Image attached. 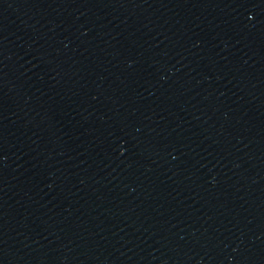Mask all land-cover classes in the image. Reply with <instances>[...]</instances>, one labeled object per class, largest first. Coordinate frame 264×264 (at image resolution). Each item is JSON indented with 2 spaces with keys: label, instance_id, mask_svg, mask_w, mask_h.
<instances>
[{
  "label": "water",
  "instance_id": "1",
  "mask_svg": "<svg viewBox=\"0 0 264 264\" xmlns=\"http://www.w3.org/2000/svg\"><path fill=\"white\" fill-rule=\"evenodd\" d=\"M28 264H264V38L178 107Z\"/></svg>",
  "mask_w": 264,
  "mask_h": 264
}]
</instances>
